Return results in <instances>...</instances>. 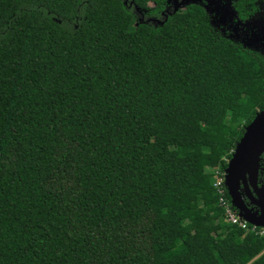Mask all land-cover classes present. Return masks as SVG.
I'll return each instance as SVG.
<instances>
[{"label": "trees", "instance_id": "16d2710c", "mask_svg": "<svg viewBox=\"0 0 264 264\" xmlns=\"http://www.w3.org/2000/svg\"><path fill=\"white\" fill-rule=\"evenodd\" d=\"M129 2L0 0V264H264L211 170L264 107V55L199 5Z\"/></svg>", "mask_w": 264, "mask_h": 264}, {"label": "water", "instance_id": "95a60500", "mask_svg": "<svg viewBox=\"0 0 264 264\" xmlns=\"http://www.w3.org/2000/svg\"><path fill=\"white\" fill-rule=\"evenodd\" d=\"M127 1L124 0V3ZM190 1L193 0H169L168 5L171 8L166 7L161 14L165 19L167 14L176 12ZM134 9L137 13H141L137 6H134ZM141 17L139 21L142 20ZM146 20L162 23V20L156 17ZM260 32L264 31L257 33ZM263 153L264 107L258 110L245 126L224 168V183L233 207L244 220L259 227H264V182L261 185H258L257 182L260 168L259 158ZM243 196H246L256 209L252 210L248 207Z\"/></svg>", "mask_w": 264, "mask_h": 264}, {"label": "rangeland", "instance_id": "374dc122", "mask_svg": "<svg viewBox=\"0 0 264 264\" xmlns=\"http://www.w3.org/2000/svg\"><path fill=\"white\" fill-rule=\"evenodd\" d=\"M209 1V0H208ZM213 1V0H212ZM221 3H224V6L228 9L230 14L226 15V20H230L232 22L233 26H238L239 29L233 30L234 32L225 33L223 28H219L217 25H215V22H211L218 30H220L223 34H227L226 36H229L232 40H239V42L250 49H253L255 51H259L264 55V32L257 33L258 31H264V16H257L255 19L248 18L245 21L237 22L235 20H231V11L229 2L230 0H219ZM186 7H182L181 10L185 9ZM216 8H220L217 3L213 1L212 9L216 10ZM223 11L225 8H222ZM222 11V12H223ZM258 11L261 13H264V2L260 3L258 5ZM228 27V25H225ZM229 28V27H228ZM237 31H240V33H237ZM233 36V37H232Z\"/></svg>", "mask_w": 264, "mask_h": 264}, {"label": "flooded vegetation", "instance_id": "af4514ba", "mask_svg": "<svg viewBox=\"0 0 264 264\" xmlns=\"http://www.w3.org/2000/svg\"><path fill=\"white\" fill-rule=\"evenodd\" d=\"M213 1L215 3L218 4V6L220 8H216V10H213L212 9V5H213ZM193 0V1H190V3L184 5L185 7H187L189 4H196V5H199L201 6L205 12L207 13L208 15V18H209V21L210 23L213 21V23L215 22V25H217L219 28H223L225 33H228L230 34L229 32H234L233 30L235 29H239L238 26L234 27L232 22H230V20H226V15L230 14V12L228 11V9L224 6V3H221L219 0ZM236 1V0H230L229 2V6H230V11H231V20H235L237 22H241V21H245L247 20L248 18H251V19H255L257 16H264V13H261L258 11V5L262 2H264V0H258L256 2L257 4V8L256 10L253 12V14L251 16H249L248 18L242 20L238 17L237 13H236V10L234 9V5H233V2ZM183 6V7H184ZM167 8L170 9L171 7L169 5H167ZM182 8V7H181ZM180 8V9H181ZM222 8H225V10L223 11ZM223 11V12H222ZM162 13V12H161ZM160 13V14H161ZM162 15V14H161ZM163 16V15H162ZM141 17V15L139 13L136 12V15H135V18L136 19H139ZM142 18V17H141ZM148 18H151L149 16H145V19H148ZM150 21V20H149ZM152 22V21H150ZM212 24V23H211ZM228 25V27H226L225 25ZM213 25V24H212ZM214 26V25H213ZM237 33H240V31H237ZM227 35V34H226ZM229 38V36H227ZM233 37V36H232ZM239 41V40H238ZM258 182V185H261L263 182H261L260 180L257 181ZM243 199H244V202L247 206H250V208L252 210L256 209V207L254 206V204H252L246 196H243Z\"/></svg>", "mask_w": 264, "mask_h": 264}, {"label": "built area", "instance_id": "2783aa9c", "mask_svg": "<svg viewBox=\"0 0 264 264\" xmlns=\"http://www.w3.org/2000/svg\"><path fill=\"white\" fill-rule=\"evenodd\" d=\"M213 173L212 185L216 190L218 195L219 205L224 209V217L227 222L237 225L243 229H249L257 234L264 235V227H259L248 223L244 220L237 212V210L232 208L231 201H228L225 197L226 186L224 183V169H221L219 166L211 169ZM258 228V229H257Z\"/></svg>", "mask_w": 264, "mask_h": 264}]
</instances>
